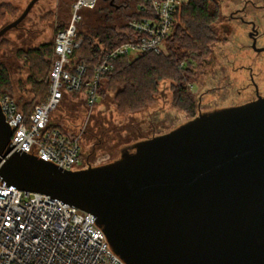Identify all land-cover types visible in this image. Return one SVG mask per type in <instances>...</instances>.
<instances>
[{
	"label": "water",
	"instance_id": "1",
	"mask_svg": "<svg viewBox=\"0 0 264 264\" xmlns=\"http://www.w3.org/2000/svg\"><path fill=\"white\" fill-rule=\"evenodd\" d=\"M38 1L1 27L0 39ZM12 133L0 106L3 177L92 213L128 264H264V97L201 112L80 170L8 156Z\"/></svg>",
	"mask_w": 264,
	"mask_h": 264
},
{
	"label": "built area",
	"instance_id": "2",
	"mask_svg": "<svg viewBox=\"0 0 264 264\" xmlns=\"http://www.w3.org/2000/svg\"><path fill=\"white\" fill-rule=\"evenodd\" d=\"M190 0H141L138 13L147 16L128 21L137 33L132 41L104 51L88 74L85 60L73 61L83 39L78 37L83 10L99 0H73L67 25L55 35L49 73V94L36 104L27 121L16 99L0 92V106L12 128L11 152L30 153L67 170L87 168L82 133L54 126L53 113L67 94L78 92L87 105L98 101L105 75L121 56L135 58L143 52L165 51L179 13ZM192 87V83L189 85ZM0 264H128L111 247L96 217L64 200L41 192L25 191L0 173Z\"/></svg>",
	"mask_w": 264,
	"mask_h": 264
},
{
	"label": "rangeland",
	"instance_id": "3",
	"mask_svg": "<svg viewBox=\"0 0 264 264\" xmlns=\"http://www.w3.org/2000/svg\"><path fill=\"white\" fill-rule=\"evenodd\" d=\"M30 1L0 0V28L15 20ZM244 1L217 0L221 16L214 25L215 40L210 44L206 57L195 58L191 87L196 102L194 116L174 105L173 82L168 79L160 81L153 103L141 111L124 115L119 112L116 91L113 89L108 88L103 99L94 106L87 105L82 94H67L53 113L52 122L69 132L82 133L83 158L87 167L114 160L126 144L131 145L141 138H151L175 129L197 116L201 109L243 101L236 95L242 75L235 73L234 69L254 65L257 71H264V55L256 54L251 49L252 41L248 36L251 27L229 20V16ZM259 1L264 3V0ZM102 2H99L100 7L93 14L89 9L83 10L84 30L124 23L122 15L125 11L121 10L111 14L113 23L107 22L100 11L101 7L106 6ZM117 3L121 5L123 0ZM71 4L72 0H40L17 27L0 39V66H5L10 75V85L5 90L13 95L20 106L26 102L33 106L41 101L36 98L34 86L29 82L30 67L20 52L52 43L59 27L67 23L72 14ZM251 13L246 18L260 19L264 30V10L258 11V14ZM225 74L230 75L231 80L223 81ZM237 76L239 84L234 78ZM216 86L221 89L217 90ZM100 125L104 136L99 135L97 139L94 134L99 132L97 127Z\"/></svg>",
	"mask_w": 264,
	"mask_h": 264
},
{
	"label": "trees",
	"instance_id": "4",
	"mask_svg": "<svg viewBox=\"0 0 264 264\" xmlns=\"http://www.w3.org/2000/svg\"><path fill=\"white\" fill-rule=\"evenodd\" d=\"M117 1L115 0V4L118 7L111 5L110 0H99L106 4L105 7L100 8V11L104 14L105 20L110 23L114 22L112 13L120 10L121 12L125 11L122 15L125 19L124 23L119 26L95 27L88 31L83 29L84 20L79 25L78 37L83 39V43L80 48L75 50L72 58L73 61L85 60L88 65V74L99 62L101 53L135 38L137 33L128 26L130 19L147 16L146 13H138L141 0H123L121 5ZM99 2L96 8L89 9L92 14L95 9L100 7ZM220 16L217 0H190L182 7L173 32L165 40V51L159 54L153 51L143 52L135 58L119 57L115 61L114 70L105 75L104 82L98 90V101L95 105L103 99L109 88L116 91V100L121 114L141 111L154 102V95L159 91L160 81L168 79L173 82L174 105L194 116L196 102L189 85L193 82L195 58H203L209 54L210 44L215 40L214 25ZM67 23L62 24L59 28L65 27ZM54 47L55 42L53 41L20 52L22 59L30 67L29 82L33 84L36 98H39L40 102L44 101L49 94L48 77L52 67ZM9 85L8 69L1 65L0 92H6L13 96L5 90ZM72 94L79 95L78 92ZM85 103L87 104L86 100ZM35 105L32 106L29 102L23 106L19 105L27 121L30 120ZM53 125L60 127L54 123ZM97 128H99V132H95L94 136L98 139V137L104 136V130L101 131V125ZM143 139L146 138L140 140ZM120 156L121 151L114 160Z\"/></svg>",
	"mask_w": 264,
	"mask_h": 264
},
{
	"label": "flooded vegetation",
	"instance_id": "5",
	"mask_svg": "<svg viewBox=\"0 0 264 264\" xmlns=\"http://www.w3.org/2000/svg\"><path fill=\"white\" fill-rule=\"evenodd\" d=\"M260 10L261 11L264 10L263 2H260L259 0H245L243 5L238 7L229 16V20L240 22V24H244L251 27L248 33V36L251 38L252 41V43L250 44L251 49L256 54L264 55V42H262L264 40V30H262L261 28L262 23L259 22L261 20L255 18H250V19L246 18V16H248L249 14H252L251 12L258 14V11ZM256 68L257 66L255 67L254 65H250V66L242 65L234 69L235 73L237 72V74H239L240 76L242 75L240 84H239V76L234 77L238 80L237 84L240 85V87L236 91V95L238 98H243L242 102L230 104V105H224V106L211 105V107L209 108L201 109L199 111V114L201 112H209L221 108L245 104L258 99L259 97H264V71H257ZM222 79H224L223 81H225V79L231 80V77L230 75L225 74L223 75ZM215 88L217 90L221 89V87L219 86H216Z\"/></svg>",
	"mask_w": 264,
	"mask_h": 264
}]
</instances>
